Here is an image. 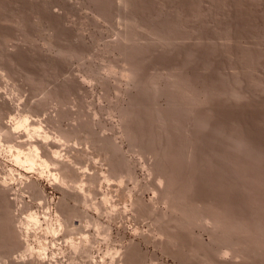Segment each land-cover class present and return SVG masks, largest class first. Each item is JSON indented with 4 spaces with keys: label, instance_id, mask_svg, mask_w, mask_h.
Here are the masks:
<instances>
[{
    "label": "rangeland",
    "instance_id": "obj_1",
    "mask_svg": "<svg viewBox=\"0 0 264 264\" xmlns=\"http://www.w3.org/2000/svg\"><path fill=\"white\" fill-rule=\"evenodd\" d=\"M0 179V264H264V0H0Z\"/></svg>",
    "mask_w": 264,
    "mask_h": 264
},
{
    "label": "bare ground",
    "instance_id": "obj_2",
    "mask_svg": "<svg viewBox=\"0 0 264 264\" xmlns=\"http://www.w3.org/2000/svg\"><path fill=\"white\" fill-rule=\"evenodd\" d=\"M127 72V71H126ZM129 72V71H128ZM131 74V73H130ZM127 76V75H126ZM24 112V111H23ZM25 113V112H24ZM30 113V112H29ZM22 114V113H21ZM27 116V115H26ZM17 117V116H16ZM23 118V117H22ZM19 119V118H18ZM38 119V118H37ZM14 120V119H13ZM23 120V119H22ZM25 120V119H24ZM20 121H21V119H20ZM33 122V121H32ZM38 123V122H37ZM14 124H16V123H14ZM39 124V123H38ZM41 124V123H40ZM31 126L33 125V123L32 124H30ZM35 125V124H34ZM37 125V124H36ZM12 126V125H11ZM41 127V126H40ZM8 128V127H7ZM32 128V127H31ZM32 130V129H31ZM38 130V129H37ZM40 130V129H39ZM10 131V130H9ZM5 133V132H4ZM6 133H8V132H6ZM47 133V132H46ZM4 135H6V134H4ZM38 135V134H37ZM36 135V136H37ZM62 135V134H61ZM60 135V136H61ZM2 136H3V134H2ZM65 136V135H64ZM66 137V136H65ZM61 138H62V136H61ZM66 140H67V138H66ZM44 142V141H43ZM68 142V141H67ZM19 144H21V143H19ZM25 144V143H24ZM33 144V143H32ZM34 144H36V143H34ZM58 144V143H57ZM66 144V143H65ZM22 145H23V143H22ZM28 145V144H27ZM27 145H25V146H27ZM40 146V144H37V146ZM10 146V145H9ZM13 146V145H12ZM16 146H18V148H20V146L21 145H18V144H16ZM25 146L24 147H22V148H25ZM30 146V145H29ZM34 146V145H33ZM49 146V145H48ZM48 146H46V147H48ZM66 146V145H65ZM42 147V146H41ZM45 147V146H44ZM49 147H51V146H49ZM17 148V149H18ZM54 148H56V147H54ZM29 149V148H28ZM37 147L36 146H34V147H32V149L30 150H28V151H26V153H24V155H23V160L24 161H26V163H28V164H30V165H33V167H34V164L33 163H36V162H38V163H40V164H38V165H40V166H44L45 167V165H41V164H46V160H45V158L46 157H41L40 156V154H38V151H37ZM40 149V148H39ZM42 149V148H41ZM45 149V148H44ZM52 149V148H51ZM25 150H27V149H25ZM48 150H49V148H48ZM53 150V149H52ZM23 151V150H22ZM21 151V152H22ZM46 151V150H45ZM54 152H55V150H53ZM51 152V151H50ZM59 152V151H58ZM21 153H20V151H16V153H15V156L17 157V159L19 158L20 159V157L21 156H19ZM42 154H48V153H42ZM44 156V155H43ZM46 156V155H45ZM54 156V155H53ZM51 157V156H50ZM49 157V158H50ZM52 158V157H51ZM55 159V161H56V158H53L52 160H54ZM47 160H49V159H47ZM60 160V159H59ZM16 161V160H15ZM50 161H51V159H50ZM55 161H53V163H55ZM58 161V160H57ZM56 161V162H57ZM62 161V160H61ZM52 162V161H51ZM51 162H49V163H51ZM60 162V161H59ZM58 162V163H59ZM16 163H17V161H16ZM23 163V162H22ZM63 164H64V161L62 162ZM37 164V163H36ZM62 164V165H63ZM68 164V163H67ZM18 165V164H17ZM22 165V164H21ZM53 165H55L56 166V164H53ZM60 165H61V163H60ZM74 165V164H73ZM66 166V165H65ZM68 166V165H67ZM37 167V166H36ZM43 168V167H42ZM54 168V167H53ZM52 168V169H53ZM59 168H61V167H59ZM58 168V166H57V169H59ZM66 168V167H65ZM71 168V167H70ZM69 168V169H70ZM29 169V168H28ZM41 169V168H40ZM47 169V168H46ZM57 169H55V171L57 170ZM48 170V169H47ZM54 170V169H53ZM66 170H67V168H66ZM71 170V169H70ZM32 171V170H31ZM39 171V170H38ZM52 172V171H51ZM74 172V171H73ZM44 173V172H43ZM58 173V172H57ZM56 173V174H57ZM69 173V172H68ZM45 174V173H44ZM54 174V173H53ZM66 174V173H65ZM76 174V173H75ZM43 175V174H42ZM49 175H50V173H49ZM74 175V174H73ZM163 175V174H162ZM54 176V175H53ZM65 176V175H64ZM76 176V175H75ZM168 176V175H167ZM42 177V176H41ZM68 177H69V175H68ZM64 178V177H63ZM73 178H74V176H73ZM76 178V177H75ZM1 180V179H0ZM55 180V179H54ZM76 179H74V181H75ZM10 181V180H9ZM63 181V180H62ZM73 181V182H74ZM12 182V181H11ZM65 182V181H64ZM0 183H1V181H0ZM6 183V182H5ZM61 183H63V182H61ZM67 183V182H66ZM72 183V182H71ZM76 183V182H75ZM85 183V182H84ZM88 183V182H87ZM3 184V183H2ZM10 184V183H9ZM64 184V183H63ZM4 187H5V185H3ZM67 187V186H66ZM77 187V186H76ZM8 188V187H7ZM78 188V187H77ZM10 189V188H9ZM82 189H84V188H82ZM77 191V190H76ZM82 191V190H81ZM71 192V191H70ZM80 193H82V192H80ZM77 196V195H76ZM169 197V196H168ZM31 212V211H30ZM27 214V213H26ZM45 214V213H44ZM39 214H37V213H35L34 211L33 212H31L30 214L28 213L26 216L30 219V221H33V222H37L38 221V216ZM57 216V215H56ZM25 217V216H24ZM45 217V216H44ZM28 219V220H29ZM46 219V218H45ZM60 219V218H59ZM59 219H56V220H58L59 221V223H60V225H61V223L62 222H60L61 220H59ZM25 220H27V219H25ZM50 220H51V218H50ZM220 220V219H219ZM57 221V222H58ZM216 221V220H215ZM27 222V221H26ZM46 222H47V220H46ZM23 222H21V224H22ZM27 224H28V222H27ZM50 224V223H49ZM55 224V223H54ZM46 225H47V223H46ZM98 225V224H97ZM25 226H28V225H25ZM34 226H35V224H34ZM55 226V225H54ZM59 226V225H58ZM65 226V225H64ZM71 226V225H70ZM74 226V225H73ZM220 226H221V224H220ZM50 227H52V225L50 226ZM79 227V226H78ZM25 228V227H24ZM42 228V227H41ZM46 228H48V227H46ZM45 228V229H46ZM53 228V227H52ZM71 228V227H70ZM69 228V229H70ZM73 228V227H72ZM71 228V229H72ZM36 229V228H35ZM44 229V228H43ZM67 229V228H66ZM76 229V228H75ZM23 230V229H22ZM41 230V229H40ZM57 230V229H56ZM60 230V229H59ZM73 230H74V228L72 229V233H73ZM36 231H38V230H36ZM45 231V230H44ZM66 231H68V230H66ZM65 231V232H66ZM25 232H27V230L25 231ZM46 232V231H45ZM53 232V231H52ZM56 232V231H55ZM75 232V231H74ZM27 234V233H26ZM68 234V233H67ZM42 235V234H41ZM27 236V235H26ZM31 236V235H30ZM33 236V235H32ZM56 236V235H55ZM29 238V237H28ZM72 238V237H71ZM58 239V238H57ZM68 239V238H67ZM54 240V239H53ZM27 241H28V239H27ZM88 241V240H87ZM45 242V241H44ZM53 243H55V242H53ZM69 243H70V241H69ZM75 243V242H74ZM25 244V243H24ZM71 244V243H70ZM84 244H85V242H84ZM83 244V245H84ZM88 244V243H87ZM87 244H86V246H87ZM44 245H48V244H44ZM44 245L41 247V249H43V247H44ZM51 245V244H50ZM82 245V244H81ZM92 245V244H91ZM32 246V245H31ZM76 246V245H75ZM27 247H28V245H27ZM33 247V246H32ZM38 247H39V244H38ZM37 247V248H38ZM72 247H73V245H72ZM85 247V246H84ZM89 247V246H88ZM53 248V247H52ZM77 248V247H76ZM76 248H75V254H78V252L76 253ZM86 248V247H85ZM39 249V248H38ZM45 249V248H44ZM71 249V248H70ZM78 249V248H77ZM30 251H31V248L29 249ZM83 250V249H82ZM86 250V249H85ZM41 251V250H40ZM44 251V250H43ZM49 251V250H48ZM54 251V250H53ZM64 251V250H63ZM80 251H81V249H80ZM223 251V250H222ZM26 252V251H25ZM29 252V251H28ZM45 252V251H44ZM91 252V251H90ZM119 252V251H118ZM36 253H38V252H36ZM61 253H62V251H61ZM80 253V252H79ZM116 253H117V251H116ZM24 255H25V253H23ZM32 254V253H31ZM35 254V253H34ZM72 254H74L73 252H72ZM36 255V254H35ZM41 255H42V253H41ZM87 255V254H86ZM118 255V254H117ZM40 256V255H39ZM44 256H45V253H44ZM88 256H89V253H88ZM35 257V256H34ZM42 257V256H41ZM40 257V258H41ZM46 257V256H45ZM27 259V258H26ZM31 259V258H30ZM42 259H43V257H42ZM118 259V258H117ZM121 259V258H120ZM23 260V259H22ZM21 260V261H22ZM46 260H48V259H46ZM38 261L40 262V264H43V263H46V262H43L42 260H39V258H38ZM78 263V262H77ZM114 264V263H113Z\"/></svg>",
    "mask_w": 264,
    "mask_h": 264
}]
</instances>
